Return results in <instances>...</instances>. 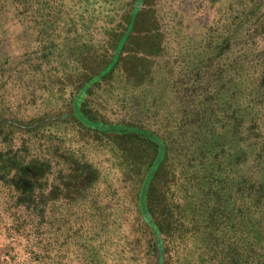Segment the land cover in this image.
<instances>
[{
  "label": "rangeland",
  "instance_id": "1",
  "mask_svg": "<svg viewBox=\"0 0 264 264\" xmlns=\"http://www.w3.org/2000/svg\"><path fill=\"white\" fill-rule=\"evenodd\" d=\"M137 1L0 0V95H6L0 117L23 124V115L38 119L41 105L53 109L54 115L34 126L41 125L35 131L44 136L22 131L14 143L19 146L23 137L30 151L45 154L50 191H61L47 204L49 210L77 215L78 224L65 228L64 264H153L138 207L148 153L141 148L132 154L134 139L98 133L71 114L77 93L72 84L110 58ZM136 14L111 73L91 85L83 107L99 120L141 125L165 135L171 143L169 162L153 195L155 217L165 214L164 229L178 219L174 240L180 246L170 262L215 264L214 245L229 235L230 221L226 214L214 215L211 190L202 195L195 185L216 173L224 176L225 164L221 161L220 170L211 171L210 154L197 158V139L209 143L227 123L243 121L256 142L258 129L250 120L263 111L255 87L264 73V0H141ZM30 97L36 104L27 103ZM263 129L264 124L263 137H257L260 146ZM257 162L255 168L262 172L264 152ZM253 170L249 164L242 175ZM192 172L197 176L188 189ZM77 181L83 184L79 191ZM258 192L256 184L237 182L224 197L239 210L244 198ZM176 193L181 206L173 216L168 201L170 196L175 201ZM21 210L15 202L10 206V222L21 221ZM76 230L95 250L89 253ZM91 234L100 235L99 240L92 242ZM70 250L79 251L77 257Z\"/></svg>",
  "mask_w": 264,
  "mask_h": 264
},
{
  "label": "trees",
  "instance_id": "2",
  "mask_svg": "<svg viewBox=\"0 0 264 264\" xmlns=\"http://www.w3.org/2000/svg\"><path fill=\"white\" fill-rule=\"evenodd\" d=\"M140 3L141 0H138L133 8L130 24L118 43L114 45V51L110 58L106 59L105 62L103 61L97 69L85 71L86 75L84 73L81 81L75 83L76 85L72 84L76 86L77 93L72 100L71 114H74L73 116L80 124L98 133H124V135L134 139L136 149L132 154L135 151L139 153L138 150L141 148L144 149V153H148L147 160L149 161L144 167V176L138 192L140 216L150 240L147 245V252L154 257L153 264H171L170 261L174 258L173 254L176 249L174 231L178 219L174 217L172 225L164 229L162 220L165 214L161 215V219L155 217L154 210L157 207V202H154L153 195L154 188L159 183L164 182L171 143L164 134H158L141 125L111 124L99 120L89 115L86 108L83 107L85 105L84 99L91 85L99 78L111 73L127 33L133 29L138 14H136V9ZM255 93L257 95L255 98L262 104L263 110L260 112V117L255 118V121L250 120V123L258 129V134L255 136L256 142H251L250 130L252 128L243 129V121L227 123L226 128L216 136L218 139L214 137L213 133L209 143L206 140L197 139V158L202 160L207 157V154H210L211 171H219L221 161L225 164V167L221 168L225 173L224 176L216 173L212 179L207 180V183L198 182L195 185L203 193L202 195H205L207 190H211L210 194L215 199V212H217L214 215L221 217L226 214V219L231 222L227 228L229 235H224L221 243L217 242L214 245L215 264H264V169L262 172H258L261 168H255L258 164L257 161L262 158L264 152V138L260 141L262 146L257 140V137L259 140L263 137L260 128L264 124V73L255 87ZM41 97L42 94L39 99ZM5 98L6 95H0V103H4ZM27 100V103L36 104L33 97ZM47 107L49 104L38 107L39 111L35 113L38 116L37 120H27L30 115H23L22 117L26 119L23 124L11 116L0 117V145L8 148L7 151H4V148L0 147V264H64L63 260L68 251L66 250L63 255L62 248L66 238L65 228L70 226L71 229L78 224L76 214L73 216L67 211L49 210L47 204L51 199L57 200L61 191L59 187L55 188L56 193L50 191V181L47 174L51 169L45 154L41 155L30 151L26 144H31L26 143L23 137H21L19 146L14 143L18 133L21 134L24 131L23 133L26 134L35 131L37 127H41V125L34 127L35 125L46 122L54 115L53 109L51 107L47 109ZM35 132H37L36 135L39 136V139L41 138L40 133L44 136V131ZM213 140H216L214 145L211 144ZM6 141L8 144L4 145ZM50 148L47 146L46 151H49ZM40 156L43 158L40 159ZM25 157L30 159L27 160ZM249 164L251 169L254 167V170L247 177H244L242 172ZM194 173L192 172L185 185L188 189L192 188V182L195 178L193 175L197 176V173ZM81 178L83 181L85 180L83 174ZM237 182L241 186L244 184L245 187L253 183L259 188L258 193L253 195L250 193L249 199L244 198L241 201L239 210H235V202H228L227 197H224L226 193L232 194L234 183ZM76 183L75 186L78 188L76 190L79 191L83 184L81 181ZM177 195L176 193L175 201L172 200L171 196L168 201L173 216L174 210L181 206ZM72 198H77V196L72 195ZM14 202L22 209L21 221L17 224L14 221L10 222L9 208ZM183 204L188 210L187 203L183 202ZM53 225L55 226L53 227ZM75 232L74 235L77 234L79 241L83 240V244L89 245V253L90 250H95V248H90L93 246L92 244H87L85 235L78 233L77 230ZM99 236L98 234H91V237L88 238L92 242H96L97 239L99 240ZM75 241L76 239L73 243ZM51 242L54 243L51 244ZM53 244L56 250L53 249ZM178 246L180 245L176 247L178 248ZM238 250H242L243 257L238 254ZM76 252L79 251L70 250L74 257H77ZM188 255L192 254L189 253Z\"/></svg>",
  "mask_w": 264,
  "mask_h": 264
}]
</instances>
